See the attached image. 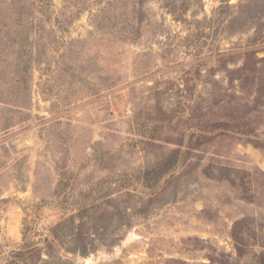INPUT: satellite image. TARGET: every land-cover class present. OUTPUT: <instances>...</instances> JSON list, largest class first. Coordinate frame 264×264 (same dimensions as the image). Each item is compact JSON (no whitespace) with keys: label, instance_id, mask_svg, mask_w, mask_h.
Returning <instances> with one entry per match:
<instances>
[{"label":"rangeland","instance_id":"obj_1","mask_svg":"<svg viewBox=\"0 0 264 264\" xmlns=\"http://www.w3.org/2000/svg\"><path fill=\"white\" fill-rule=\"evenodd\" d=\"M0 264H264V0H0Z\"/></svg>","mask_w":264,"mask_h":264}]
</instances>
